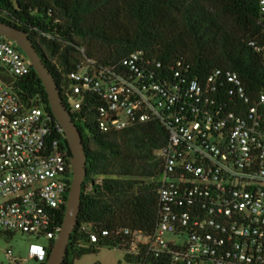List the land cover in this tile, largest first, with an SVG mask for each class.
<instances>
[{
  "label": "built area",
  "instance_id": "2783aa9c",
  "mask_svg": "<svg viewBox=\"0 0 264 264\" xmlns=\"http://www.w3.org/2000/svg\"><path fill=\"white\" fill-rule=\"evenodd\" d=\"M251 45L264 58V49ZM160 66L138 51L112 65L86 58L61 92L76 121L94 109L102 131L149 121L167 129L153 232H115L141 256L128 264H264V93L251 96L234 71L161 80L151 69ZM31 70L24 52L0 36V232L45 237L48 245L33 243L29 251L42 263L61 228L73 167L54 116L22 101L1 77ZM110 234L91 230L88 243ZM6 257L15 261L11 249Z\"/></svg>",
  "mask_w": 264,
  "mask_h": 264
},
{
  "label": "trees",
  "instance_id": "16d2710c",
  "mask_svg": "<svg viewBox=\"0 0 264 264\" xmlns=\"http://www.w3.org/2000/svg\"><path fill=\"white\" fill-rule=\"evenodd\" d=\"M263 17L261 0H0V21L30 31L61 92L70 84L67 74L86 58L112 65L138 51L160 63V68L151 69L161 80H203L217 70L234 71L247 92L256 96L264 93V58L251 41L264 49ZM1 77L16 85L22 101L43 106L53 115L33 68L24 78ZM95 113L84 111L82 121H76L88 158L87 176L63 264H74L100 246L120 248L128 263L138 262L141 256L129 252V238L115 232L125 228L153 232L157 180L163 168L159 152L167 142V129L149 121L105 132ZM64 214L63 209L61 224ZM104 229L111 233L107 238L88 243L89 231Z\"/></svg>",
  "mask_w": 264,
  "mask_h": 264
},
{
  "label": "water",
  "instance_id": "95a60500",
  "mask_svg": "<svg viewBox=\"0 0 264 264\" xmlns=\"http://www.w3.org/2000/svg\"><path fill=\"white\" fill-rule=\"evenodd\" d=\"M0 36L13 41L30 60L32 68L40 78L48 97L54 118L63 128L68 139L72 157L73 178L69 188L64 218L45 264H63L68 254L70 237L75 230L82 202V187L87 176V154L83 135L73 114L65 104L55 76L39 53L30 31L12 23L0 21Z\"/></svg>",
  "mask_w": 264,
  "mask_h": 264
},
{
  "label": "rangeland",
  "instance_id": "374dc122",
  "mask_svg": "<svg viewBox=\"0 0 264 264\" xmlns=\"http://www.w3.org/2000/svg\"><path fill=\"white\" fill-rule=\"evenodd\" d=\"M45 237L16 232L12 236L0 233V264H41L39 261L29 257L31 244L40 243L48 245ZM8 249L13 251L14 260L6 257ZM74 264H128L125 251L117 247L100 246L97 251L86 253L76 259Z\"/></svg>",
  "mask_w": 264,
  "mask_h": 264
},
{
  "label": "flooded vegetation",
  "instance_id": "af4514ba",
  "mask_svg": "<svg viewBox=\"0 0 264 264\" xmlns=\"http://www.w3.org/2000/svg\"><path fill=\"white\" fill-rule=\"evenodd\" d=\"M47 253H48V250H47Z\"/></svg>",
  "mask_w": 264,
  "mask_h": 264
}]
</instances>
